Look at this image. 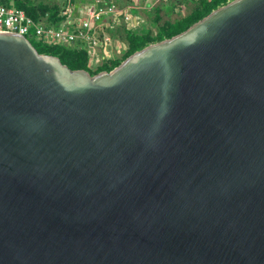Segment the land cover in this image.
Listing matches in <instances>:
<instances>
[{
	"label": "water",
	"instance_id": "water-1",
	"mask_svg": "<svg viewBox=\"0 0 264 264\" xmlns=\"http://www.w3.org/2000/svg\"><path fill=\"white\" fill-rule=\"evenodd\" d=\"M0 264H264V0L95 76L0 32Z\"/></svg>",
	"mask_w": 264,
	"mask_h": 264
},
{
	"label": "built area",
	"instance_id": "built-area-1",
	"mask_svg": "<svg viewBox=\"0 0 264 264\" xmlns=\"http://www.w3.org/2000/svg\"><path fill=\"white\" fill-rule=\"evenodd\" d=\"M13 2L0 0L1 33L33 38L48 46L87 50L91 62L110 60L105 53L111 54L116 49L122 11L114 0H65L61 12L64 20L55 25L46 19L36 22L25 11L17 9ZM123 19L121 23L126 25L132 21L128 13L123 15Z\"/></svg>",
	"mask_w": 264,
	"mask_h": 264
},
{
	"label": "trees",
	"instance_id": "trees-1",
	"mask_svg": "<svg viewBox=\"0 0 264 264\" xmlns=\"http://www.w3.org/2000/svg\"><path fill=\"white\" fill-rule=\"evenodd\" d=\"M231 1L233 0H196V2H194V8L187 16L182 17L176 22H165L160 26H158L161 21L159 15L160 11L156 8L157 14L151 25L157 28V33L154 34L149 28L142 32L126 31L125 39L128 46L122 58L115 57L105 61L96 70H93L92 66H89L91 65V59L87 50L79 51L56 45L48 46L42 41H37L33 38L29 40L39 54L57 57L61 60L63 65H66L71 70H85L92 76H95L104 71L111 72L116 67L120 66L128 57L141 51L150 44L170 39L186 31L192 25L208 16L211 12ZM13 5L17 9L25 11L26 14L36 22L46 19L49 24L55 25L64 20V18L61 17L62 4L47 0H14Z\"/></svg>",
	"mask_w": 264,
	"mask_h": 264
},
{
	"label": "crops",
	"instance_id": "crops-1",
	"mask_svg": "<svg viewBox=\"0 0 264 264\" xmlns=\"http://www.w3.org/2000/svg\"><path fill=\"white\" fill-rule=\"evenodd\" d=\"M50 1L54 3H58V4H62L61 2H63L62 0H50ZM79 1H86V0H79ZM168 1L170 2V0H152V2L150 1V3L147 2L146 0H118L116 1L118 2L117 4L120 6V9L122 11L120 13V18H119V24H120V28L118 29L119 38H118V42L116 45H120L122 43L127 42L125 39L126 31L142 32L143 30H145V27L148 25L149 20H148V15L144 11H146V9L149 11L151 10L150 9L151 3H156V7L157 6L161 7L163 4H165ZM194 2H196V0H191L188 6L185 7V9L187 8L188 10H190ZM175 4L176 5L174 6V9L176 10V12L177 11L181 12V10L184 9L182 8V4L180 3V0H176ZM125 13L130 14L132 17V21L129 23V25L121 23V20H124L122 18ZM175 13H170V15H176ZM166 15L167 14H165V16ZM112 54L113 52L111 53V55Z\"/></svg>",
	"mask_w": 264,
	"mask_h": 264
},
{
	"label": "rangeland",
	"instance_id": "rangeland-1",
	"mask_svg": "<svg viewBox=\"0 0 264 264\" xmlns=\"http://www.w3.org/2000/svg\"><path fill=\"white\" fill-rule=\"evenodd\" d=\"M47 1H50V0H47ZM62 1L63 2H61V3L63 5L64 0H62ZM115 1H118V0H114V2ZM149 1L152 2V0H149ZM190 1L191 0H180V3L182 4V8H184V9L181 10V12H179V11L176 12V10L174 9V6L176 5L175 4L176 0H172V2L170 0L171 3L168 1L165 4H163L161 7L157 6L158 8L156 7V3H151V5H150V9L151 10L149 11V10L146 9V11H144L148 15V20H149L148 21V25L145 27V30L149 28V29H151L153 31L154 34L157 33V28L151 25L153 23V20H154L156 14H157L156 13V8H157V10L160 11L159 15L161 17V21H160V23L158 25V26H160V25H163L167 21L176 22L177 20L181 19L182 17L187 16L192 11V9L194 8V4H193L192 7L190 6L191 7L190 10H188L187 8L185 9V7L188 6ZM116 3H118V2H116ZM170 13H175L176 15H170ZM165 14H167V15L165 16ZM116 44L117 43H115L116 50H115V48L113 49V54L112 55L109 54V53H105V55H109L110 56V60L115 58V57L122 58V56L124 55V53L127 50V46H128L127 42L122 43L120 45H116ZM102 62L104 63V61H101V60L100 61H92L91 63H92L93 70H96L98 68V67H96L97 65L100 64L99 66H101L103 64ZM89 66H91V65H89Z\"/></svg>",
	"mask_w": 264,
	"mask_h": 264
}]
</instances>
